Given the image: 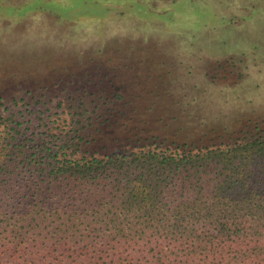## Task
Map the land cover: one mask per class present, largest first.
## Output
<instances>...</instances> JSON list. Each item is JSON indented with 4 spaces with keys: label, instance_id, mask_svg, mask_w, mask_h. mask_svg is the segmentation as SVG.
Here are the masks:
<instances>
[{
    "label": "trees",
    "instance_id": "16d2710c",
    "mask_svg": "<svg viewBox=\"0 0 264 264\" xmlns=\"http://www.w3.org/2000/svg\"><path fill=\"white\" fill-rule=\"evenodd\" d=\"M42 115L0 112V264H264V120L208 144Z\"/></svg>",
    "mask_w": 264,
    "mask_h": 264
},
{
    "label": "rangeland",
    "instance_id": "374dc122",
    "mask_svg": "<svg viewBox=\"0 0 264 264\" xmlns=\"http://www.w3.org/2000/svg\"><path fill=\"white\" fill-rule=\"evenodd\" d=\"M116 96L168 143L263 121L264 0H0V112L96 137Z\"/></svg>",
    "mask_w": 264,
    "mask_h": 264
}]
</instances>
